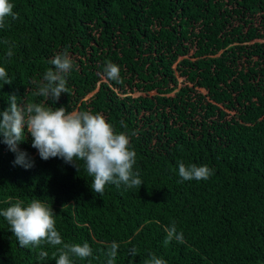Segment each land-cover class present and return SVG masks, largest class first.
Here are the masks:
<instances>
[{
    "label": "trees",
    "instance_id": "obj_1",
    "mask_svg": "<svg viewBox=\"0 0 264 264\" xmlns=\"http://www.w3.org/2000/svg\"><path fill=\"white\" fill-rule=\"evenodd\" d=\"M9 2L18 19L0 29V66L13 81L0 87V111L13 94L18 103L43 102L33 96L36 82L66 50L70 91L47 104L100 113L126 133L143 184H109L99 196L83 162L77 171L42 160L25 132L19 148L30 169L14 165L0 143V210L45 202L65 243L92 248L73 264H106L112 242L114 264H144L149 254L166 264H264V0ZM4 40L15 44L11 60ZM109 61L119 82L102 76ZM178 161L213 174L182 181ZM173 222L184 240L165 244ZM61 247L21 248L0 216V264H55Z\"/></svg>",
    "mask_w": 264,
    "mask_h": 264
},
{
    "label": "clouds",
    "instance_id": "obj_2",
    "mask_svg": "<svg viewBox=\"0 0 264 264\" xmlns=\"http://www.w3.org/2000/svg\"><path fill=\"white\" fill-rule=\"evenodd\" d=\"M14 5L9 0H0V29L8 24V18L18 19L13 11ZM3 43L9 45L6 57L11 60L12 49L15 44L9 40ZM49 67L36 82L37 87L33 96L44 98L43 102L18 103L14 94L8 97V107L0 111V143L7 146L15 154L14 165L30 169L33 161L25 151L19 148L26 139L25 132L31 137V147L36 149L42 160L60 158L64 163L74 166L79 171V163L87 175L91 177L90 188L99 196H103L106 185L112 184L119 188H140L143 184L138 171H134L136 152L129 147V136L124 132H117L100 113L88 111H69L65 107H51L47 104L50 99L56 103L61 94H68L67 74L73 69V60L68 52L57 53L50 61ZM119 66L112 62L104 65L102 76L107 81L119 82ZM0 81L11 84L5 67L0 66ZM135 135V133H133ZM178 175L182 181H203L209 179L213 170L207 165L191 163L185 165L178 161ZM10 231L15 236L21 248L29 246L35 248L43 244L51 246L62 245L54 254L55 264H73L72 257L81 260L93 256V251L87 242L83 244L65 243L57 231L54 213L51 207L40 199H33L27 204L23 201L10 203V206L0 210ZM165 244L175 239L183 242L182 232L177 231L173 222L164 229ZM119 244L112 242L105 251L106 264H114L118 254ZM128 254L137 255V249L132 247ZM49 256L47 251L41 250L38 259L44 260ZM58 257V258H57ZM144 264H166L162 258L149 254Z\"/></svg>",
    "mask_w": 264,
    "mask_h": 264
},
{
    "label": "rangeland",
    "instance_id": "obj_3",
    "mask_svg": "<svg viewBox=\"0 0 264 264\" xmlns=\"http://www.w3.org/2000/svg\"><path fill=\"white\" fill-rule=\"evenodd\" d=\"M150 219H151V220H153V218H152V217H151ZM139 230H140V228L137 230V232H138Z\"/></svg>",
    "mask_w": 264,
    "mask_h": 264
}]
</instances>
